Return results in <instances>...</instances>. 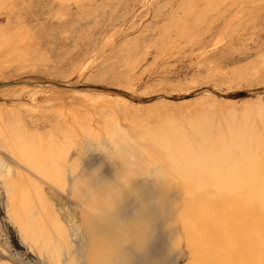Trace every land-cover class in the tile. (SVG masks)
<instances>
[{"label":"rangeland","instance_id":"obj_1","mask_svg":"<svg viewBox=\"0 0 264 264\" xmlns=\"http://www.w3.org/2000/svg\"><path fill=\"white\" fill-rule=\"evenodd\" d=\"M112 131L173 195L157 193L154 251L167 241L170 264H264V0H0V156L16 204L0 180V264H41L22 198L84 220L71 181L43 184L20 147L44 158L67 146L88 169L86 142L114 157Z\"/></svg>","mask_w":264,"mask_h":264},{"label":"bare ground","instance_id":"obj_2","mask_svg":"<svg viewBox=\"0 0 264 264\" xmlns=\"http://www.w3.org/2000/svg\"><path fill=\"white\" fill-rule=\"evenodd\" d=\"M106 98L117 99L121 104L129 102V99L125 97L107 96ZM96 137L89 135L90 139ZM112 138L109 143L113 147L115 158L102 149L87 147L90 143L86 142V146L83 147L84 153L90 150L94 159L88 169L80 158L70 160L67 158L71 149L67 146L57 152L50 151L44 158L41 157L38 146L20 147L25 160L33 165L42 177L39 181L43 184L44 179H47L49 183L57 182L62 185L63 191L67 192V183L70 180L69 195L76 198L84 209V220L75 221L76 216L71 215L69 210L64 211L66 214L61 213L59 206L53 203L54 198L50 197L51 195L49 196L53 207L51 214L44 200L40 202L39 198L33 205L35 209H30L32 204L29 201L30 198L26 196L25 199H21L24 200L23 210L27 214L19 218L18 222L21 224L26 240L24 243H27L29 251L40 261L39 263L131 264L130 261H125L124 252L144 264H158L155 256L160 255V252L164 259L161 264H170L175 261V256L168 251L170 247L167 241H163L161 246H158L160 250H153L156 247L157 237L161 234V227L160 224H155V215L152 211L158 207H164L158 201L157 193L165 191L170 194L171 192L168 191L167 185H164L163 177L141 162L140 157L132 150L134 146L126 138L114 136L113 131ZM229 140L239 147L244 145L243 139L236 134H231ZM58 152L61 155L58 154L56 157ZM134 157H137L139 161H134ZM14 171L13 164L0 156V180L4 181L9 192L11 187L7 181L12 178ZM37 182L34 183L35 194L43 195L42 188L38 187ZM125 192L127 194L131 192L130 197H127ZM172 197L173 195L170 194V198ZM9 203L10 210L14 214L16 204L11 192ZM165 206L170 208L171 204ZM139 207L143 209L140 211ZM130 217L134 218L132 222L128 220ZM80 223L85 227L82 228ZM126 228L130 232L129 236L137 237L134 236V239L130 240L126 235ZM77 241L86 246L75 244ZM79 246L83 248V253L85 252L88 259L84 258L83 261L82 257L78 258L77 252L81 251ZM2 248L0 245V254L4 252ZM92 251L93 255H90ZM96 255L98 259L95 258Z\"/></svg>","mask_w":264,"mask_h":264}]
</instances>
